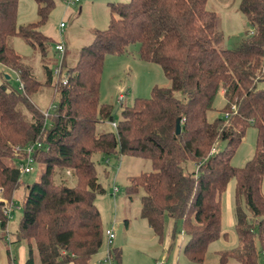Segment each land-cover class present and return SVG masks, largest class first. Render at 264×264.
Returning <instances> with one entry per match:
<instances>
[{
    "label": "trees",
    "instance_id": "16d2710c",
    "mask_svg": "<svg viewBox=\"0 0 264 264\" xmlns=\"http://www.w3.org/2000/svg\"><path fill=\"white\" fill-rule=\"evenodd\" d=\"M34 1L37 21L17 25L18 0H0V65L20 83L15 90L0 82L1 230L8 220L3 200L10 202L20 186L22 155L13 148L40 143L32 157L42 170L37 180L23 186L15 232L14 242L27 247L24 264H34L33 251L41 264H89L104 243L107 261L121 264V249L112 246L113 240L107 245L95 204L105 192L95 154L151 162L152 171L128 178L126 194L131 198L143 191L140 217L160 242L166 218L171 219L170 248L183 235L182 254L194 264H203L210 244L226 236L222 194L233 180L237 243L217 250V262L264 264V0H238L249 29L232 49L220 46L223 35L216 12L206 8L208 0L108 3V26L93 31L92 41L80 49L71 67L64 63L68 82L59 86L46 64V81L37 79L32 65L8 43L20 37L41 59L50 63L54 58L49 57L54 41L41 27L56 0ZM133 45L140 60L160 65L169 86H154L148 97H135L115 126L111 124L115 132L99 133V121L113 122L112 105L100 102L105 58L126 53ZM44 85L52 86L56 98L48 116L32 100ZM218 94L224 101L219 110L214 108ZM214 110L218 114L209 119L208 112ZM249 127L256 130L254 153L235 167L231 158ZM220 141L225 146L217 149Z\"/></svg>",
    "mask_w": 264,
    "mask_h": 264
},
{
    "label": "rangeland",
    "instance_id": "374dc122",
    "mask_svg": "<svg viewBox=\"0 0 264 264\" xmlns=\"http://www.w3.org/2000/svg\"><path fill=\"white\" fill-rule=\"evenodd\" d=\"M119 1L126 2L128 0H79L75 5L70 6L69 13L65 15L67 11L66 6L61 0H56V5L50 13L47 23L41 27V30L53 37L59 24L62 21L65 23L61 38L67 46V67H71L74 64L80 49L92 41L93 31L97 29L102 30L108 26L110 21L108 3ZM206 8L217 14L218 31L223 35L220 46L230 49L238 46L246 30L249 29L244 15L238 10V0H208ZM37 19L35 1L18 0L16 14L17 25L32 23L37 21ZM8 43L22 56L25 62L32 65L36 78L45 82L46 75L43 65L46 64L52 69L54 65L53 59H50V63L49 59H41L37 51L20 37H11L8 39ZM136 48L137 46L133 45L126 53L108 55L104 61L100 83V102L112 105V120L116 123L121 119V110L126 106H130L135 97H148L154 86H169V80L165 77L160 65L140 60L136 53ZM2 80H5L9 87L20 90V83L15 73L0 65V82ZM176 94L178 97H181V93ZM32 100L43 112L48 108L50 109L51 105L56 102L52 86L44 85L42 91L35 94ZM222 103V96L218 94L214 100V108L221 109L223 107ZM217 114L218 112L215 110L209 111L208 118L212 119ZM96 131L99 133L108 131L115 132V128L111 126L110 121L103 120L99 121L96 125ZM255 145L256 130L253 127H249L243 140L237 147L235 154L231 158V165L235 167L243 166L252 157ZM224 146L225 141H220L216 148L222 149ZM106 158L109 159L108 165L105 163ZM93 159L96 162L98 179L105 189L103 194L96 197L95 204L100 212L104 229H107L113 222H116L115 226L118 233L117 242H122L120 244L121 264H155V257H157L156 264L163 262L161 256L163 251L160 250L162 244L158 238L156 241L151 242L149 241L150 237L143 239L135 237V233L140 230L139 226L143 220L140 217V197L143 191L140 189L131 198L126 194L128 178L142 172L152 171L151 162L141 157L118 155L103 157L101 154L93 155ZM32 167L31 172L20 176L22 183L11 198V203H13L11 215L7 220L6 228L4 230L0 228V236L3 235L4 237L0 239V264L9 263L8 254L10 251L12 255L17 256L15 253L17 244L13 242L21 216L22 199L25 192L23 185L37 180L42 170V166L38 164H33ZM105 169L109 171V174L106 175L104 172ZM65 176L68 183L73 184V179L69 177L70 174L66 172ZM262 191L264 194V180ZM228 196L230 197L229 200L233 211V180L229 182L225 192L222 194V211L226 208ZM125 219H128L130 223L128 228L131 234L129 242L126 241V235L124 233V230H126L124 224ZM166 220L169 221L171 219L167 217ZM224 227H226V223ZM9 239L12 242L10 244L9 241L7 242ZM221 245L222 241L217 240L209 246L206 264L217 263L214 249L223 247ZM105 247L106 244L104 243L101 250ZM8 248H11L9 252H7ZM32 254L33 261L35 262L37 260L40 263L36 251H33ZM104 261L111 264L105 259ZM15 264H18L17 258H15ZM165 264L169 263L165 261ZM228 264H238V262L236 260H230Z\"/></svg>",
    "mask_w": 264,
    "mask_h": 264
},
{
    "label": "crops",
    "instance_id": "0c3cea01",
    "mask_svg": "<svg viewBox=\"0 0 264 264\" xmlns=\"http://www.w3.org/2000/svg\"><path fill=\"white\" fill-rule=\"evenodd\" d=\"M62 3L66 6L67 11L65 12V15H67L69 13V8H70L71 5H66L64 2H62ZM48 36L52 37L51 35H48ZM60 38H61V35H60L59 30L57 28L56 33H54V36L52 37V39L54 41L53 43H55ZM65 46H66V44H65ZM51 51L52 52L50 53L49 57H51L53 55L54 56L53 59L55 60V52L53 50H51ZM66 53H67V46H66ZM66 53H65V65L67 66ZM74 63H75V61H74ZM222 102L224 103L223 98H222ZM105 163H107V165H108V163H109V159L108 158H106ZM21 183H22V181H20V184ZM17 190H18V188H17ZM14 194H15V192H14ZM229 199H230V197L228 196V198L226 200V208L222 211V232L225 233L226 236L225 237H220L218 239V240L222 241V245L221 246H223V247H217L216 249H214V253L217 250L226 249V248H233V247L236 246V243H237L236 235L234 233V217H233L234 213L232 211V206L230 204V200ZM225 223H226V227H224ZM124 224H125V229H126V230H124V233L126 235V241L129 242L130 241V237H131V234L128 231V228L130 226L129 220L125 219L124 220ZM115 225H116V222H113L111 224V226H110V227H112V229H113V231L115 233V236H114V239H113V242H112V246L121 249L120 244L122 242H120V243L117 242L118 233L116 231V226ZM164 226H165L164 227V236H163V239L161 241L162 246H161V249H160V250L163 251L162 255H161L162 258H163V262H161V264H165V261H167L169 264H194V263L190 262L183 254H181L182 253L181 252V245H182V242L185 241V237L183 235H181V234L180 235L178 234V237L176 239V243H175L174 247L170 248V244H171L170 234H171V230H172V226H173L172 225V221L171 220H169V221L166 220ZM139 228H140V230L137 233H135V237L136 238L143 239V238H149L150 237L149 241H151V242L156 241V239H157L156 235L153 233L152 229L149 227V225L147 224V222L144 219L142 220V224H140ZM229 228H231V229H229ZM8 241H9V244L12 243L10 241V239L7 240V242ZM13 243H15V242H13ZM124 243H126V242H124ZM15 244H17V248H16V251H15V253L17 255L16 257L11 254L12 253L10 251L11 248L7 249V252H9V251L11 252V253L9 252V254H8L9 263L10 264H15V258H17V263L18 264H24L26 259H27V255H28L27 254V247H26V245L24 243H15ZM106 254H107V246L103 250H99L97 253L92 255L89 264H108L107 262L104 261V259L106 260ZM154 260H155V264H156L157 257H155ZM230 260H235V259H230ZM206 261H207V258L205 259V262L203 264H206ZM229 261L226 264H228ZM34 264H41V263H38L37 260H36L34 262ZM68 264H73V263H68ZM215 264H218V262L215 263Z\"/></svg>",
    "mask_w": 264,
    "mask_h": 264
},
{
    "label": "built area",
    "instance_id": "2783aa9c",
    "mask_svg": "<svg viewBox=\"0 0 264 264\" xmlns=\"http://www.w3.org/2000/svg\"><path fill=\"white\" fill-rule=\"evenodd\" d=\"M66 5H72L78 2L79 0H62ZM65 26V23L62 21L59 26L58 30L60 35L62 36V31ZM53 51L55 52V63L52 67V76H53V82L55 85H65L68 82V75H67V68L64 65L65 63V53H66V46L62 38L57 40L53 45ZM45 116H48V110L44 112ZM113 126H115L114 122H111ZM37 146H40L39 142L30 143L24 147L16 146L13 148V151L16 153H19L22 155V158L20 159V163L18 165V168L20 170L21 175L31 172L32 166L34 164V159L32 157V153L35 150ZM214 150V149H213ZM212 150V151H213ZM69 174V171H67ZM116 191V189H115ZM4 201V207H3V215L8 219L11 215L13 203L3 200ZM104 234L106 237V243L107 245L111 244L115 233L112 229V227H108L104 230ZM108 254H106V260H108ZM161 264V263H158Z\"/></svg>",
    "mask_w": 264,
    "mask_h": 264
},
{
    "label": "water",
    "instance_id": "95a60500",
    "mask_svg": "<svg viewBox=\"0 0 264 264\" xmlns=\"http://www.w3.org/2000/svg\"><path fill=\"white\" fill-rule=\"evenodd\" d=\"M8 78V76H6ZM180 131V125H179V120L177 121L176 124V132L178 133Z\"/></svg>",
    "mask_w": 264,
    "mask_h": 264
}]
</instances>
